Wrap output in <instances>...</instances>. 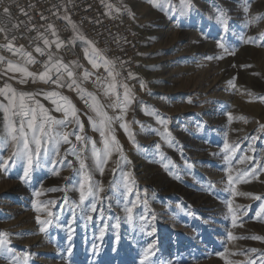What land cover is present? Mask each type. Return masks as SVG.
<instances>
[{
    "label": "rangeland",
    "instance_id": "1",
    "mask_svg": "<svg viewBox=\"0 0 264 264\" xmlns=\"http://www.w3.org/2000/svg\"><path fill=\"white\" fill-rule=\"evenodd\" d=\"M128 3L147 57L126 111L94 94L87 108L69 98L79 124L68 117L56 130L71 143L57 154L46 142L49 155L34 158L27 176L26 160L13 165L12 144L0 143V233L7 234L0 238L9 249H0V264H140L149 246L145 264H264V0ZM53 91L59 96L45 104L35 100L65 119L56 109L68 96L46 94ZM117 93L123 100L124 89ZM0 103H8L3 94ZM93 104L122 115L106 131L111 156L99 165L92 142L102 150L105 138L90 122L100 119ZM4 115L0 108V141ZM247 169L258 175L242 176ZM85 171L103 191L81 203ZM93 203L96 211H87ZM133 205L128 220L125 207Z\"/></svg>",
    "mask_w": 264,
    "mask_h": 264
},
{
    "label": "built area",
    "instance_id": "2",
    "mask_svg": "<svg viewBox=\"0 0 264 264\" xmlns=\"http://www.w3.org/2000/svg\"><path fill=\"white\" fill-rule=\"evenodd\" d=\"M5 8L9 9L8 13L4 12ZM0 29H3L0 31V89L8 85L17 93H32L34 100L38 98L44 104L50 90L64 93L71 100L76 98L85 108L91 104L88 93L113 103L116 97L105 95L101 83L97 82L98 78L111 82L103 60L114 65L113 73H119L115 91L121 92L123 88L119 85L137 84L147 57L143 47L146 36L128 0H0ZM45 39L49 42L47 45ZM57 42L61 47L57 48ZM6 45H11L12 50ZM38 46L45 55L36 52ZM21 48L36 62L25 63ZM49 56V68H53L56 61L67 65L74 73L76 85L67 86L70 82L67 73L63 76V87L38 78L45 71ZM90 58L96 59L100 67L94 68ZM9 62L26 67L37 77H25L21 72L10 70ZM85 70L90 73L88 79L83 78ZM52 78L55 79L54 69ZM77 87L85 91L81 93Z\"/></svg>",
    "mask_w": 264,
    "mask_h": 264
},
{
    "label": "snow or ice",
    "instance_id": "3",
    "mask_svg": "<svg viewBox=\"0 0 264 264\" xmlns=\"http://www.w3.org/2000/svg\"><path fill=\"white\" fill-rule=\"evenodd\" d=\"M5 13L9 12L8 8L4 9ZM0 31H3V29H0ZM53 35H55V32H53ZM15 39V38H13ZM255 39V38H252ZM44 43L47 45L49 42L47 39L44 40ZM91 44V42H88ZM57 48L61 47V44L57 42ZM218 46L224 47V45L221 43ZM8 47L9 51L12 50L11 45H6ZM36 52L39 53L41 56L45 55V52L42 48L39 46L36 47ZM227 51V49H225ZM21 52L24 56H26L25 63H35L36 61L32 58L30 53H24L23 49L21 48ZM2 59V58H0ZM210 59V57H209ZM89 62L92 64L94 68L100 67V64L97 62L96 59L90 58ZM103 63L108 69V75L111 77V82H102L98 78L97 82L101 83L102 87L104 88L105 95H114L116 97L115 101L109 105V107L113 108H121L122 114L126 111V106L131 102L132 99V93L129 89L127 84L119 85L124 89L123 93V100H121V97L119 93H117L115 90L117 88V82H116V76L119 75V73H113L111 70L114 68V65L111 64L107 59L103 60ZM49 64H51V56H49V60L45 62V71L39 74V79L43 80L44 82L51 81L53 84H56L59 87H63L65 82L63 80L64 73H67V77L70 79V82L67 83V86L69 88H72L74 85L77 84V80L74 77V73L72 70L69 69V67L65 64H63L60 61H56V63L53 65V68H49ZM9 69H14L15 71L21 72L24 74L25 77H33L34 79L37 77L36 73L30 72L27 70L26 67L21 65H13L11 62H9L8 65ZM54 69L55 73V79L52 78V71ZM132 74L129 73V76ZM90 76V73L85 70L83 73V78L88 79ZM21 82H25V80H21ZM143 87V84H141ZM7 89V91H5ZM77 90L81 93L85 90L79 89L77 87ZM11 93V94H9ZM0 94H3L5 98L8 100L7 105L0 103V108H3L4 110V130H5V136L0 143H4L5 146H7L8 143H11L14 151L11 156V160L13 161V165L15 163V160L17 158L26 160L27 166L24 169V175L27 176L29 174V170L33 168L34 164V158H39L40 155H49L48 149L45 147V143L48 141H51L55 144V148L53 149L54 152L58 154L59 152V145L61 143H71L69 140V133L67 132H60L56 129L59 127H65L66 124L69 122L68 117H71L72 120H75L77 124H79V120L77 118V113L75 106L71 104V101L68 100L67 97H60V102H62L63 106H58L57 111H62L64 113L65 119H56L50 115L47 114V110L43 107V105L39 104L38 101L34 100V94L32 93H17L15 89H11L10 86L5 85L4 89H0ZM49 98L59 96V93L53 91L51 93L46 94ZM89 97L95 101V96L92 93H88ZM83 98V96H82ZM26 101H31V103H28ZM53 103H58L56 100H53ZM35 105V106H33ZM93 110L96 112L97 116L100 117L99 120H92L90 118V122L93 124V127L96 128L100 132L101 137H104V148L102 150H98L95 146V142H92V156L95 159V162L97 165L106 163L107 158H110L111 151H110V141L106 136L107 133H111V124L112 121L120 120L122 119L121 116L116 117H109L106 112L102 110L103 106H97L96 104L92 105ZM10 113V115H9ZM15 118V119H14ZM160 123H164L163 120H160ZM82 127V125H81ZM121 127H124L127 129V124H122ZM264 127V126H262ZM77 141L84 142L85 137L81 135L75 136ZM111 143L116 144L118 143L116 141V138L114 135L111 136ZM87 145H85L86 147ZM224 147L226 149L229 148V145L225 144ZM119 151V149H117ZM233 150L234 149H230ZM72 154L77 156V159H80L79 154L77 153L75 148L71 149ZM83 151V149H81ZM247 159L246 157H242L241 161ZM240 162V161H238ZM5 171H7V162H5ZM80 168L81 170L86 169V165L84 164L83 160L80 161ZM264 170V169H262ZM100 171L103 172V168H100ZM115 171V170H114ZM249 173L253 176L258 175V170L255 169H247L245 170L241 175L247 176ZM241 175H238L236 177V180L241 179ZM229 185L231 186L233 182V177L231 175L228 176ZM127 193H131L133 189L131 187H127ZM55 190V189H53ZM98 191H103L102 188L94 185L92 183L91 176L85 171L83 178L79 181V200L81 203H83L89 196L95 197L96 193ZM257 199H261V197H257ZM133 208L134 205L129 207H125V211L127 213L128 220L133 219ZM229 208L231 209V204L229 203ZM87 211H96V205L93 203L88 206L86 209ZM261 212H264V206H261L260 209ZM49 216H52V213L49 211ZM38 223H44L45 225L51 224V220H45L41 221L40 217H37ZM88 219H92L91 216L88 217ZM235 220V216L233 217ZM40 231H45L44 228H41ZM7 234L0 233V237H5ZM101 236H103V229L101 230ZM253 239H261L260 237H252ZM71 237L69 236V240ZM6 240L4 238H0V249H3L5 251H9L5 247ZM95 250V246H94ZM71 253V249H69V254ZM151 246L148 247L144 251L143 259L141 260L140 264H145L146 261H148L149 257L151 256ZM251 264V262H250Z\"/></svg>",
    "mask_w": 264,
    "mask_h": 264
},
{
    "label": "bare ground",
    "instance_id": "4",
    "mask_svg": "<svg viewBox=\"0 0 264 264\" xmlns=\"http://www.w3.org/2000/svg\"><path fill=\"white\" fill-rule=\"evenodd\" d=\"M184 51V50H183ZM179 54V53H178ZM181 55V54H180ZM176 56H179V55H176ZM170 58V57H169ZM167 59V58H166ZM57 91V90H56ZM59 92V91H58ZM61 93V92H60ZM68 99H69V97H68Z\"/></svg>",
    "mask_w": 264,
    "mask_h": 264
}]
</instances>
